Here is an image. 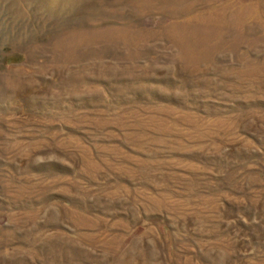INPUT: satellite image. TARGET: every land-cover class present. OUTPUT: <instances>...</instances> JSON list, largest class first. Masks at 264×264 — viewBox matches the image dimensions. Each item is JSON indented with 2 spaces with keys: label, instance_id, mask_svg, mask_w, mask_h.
I'll use <instances>...</instances> for the list:
<instances>
[{
  "label": "rangeland",
  "instance_id": "374dc122",
  "mask_svg": "<svg viewBox=\"0 0 264 264\" xmlns=\"http://www.w3.org/2000/svg\"><path fill=\"white\" fill-rule=\"evenodd\" d=\"M0 264H264V0H0Z\"/></svg>",
  "mask_w": 264,
  "mask_h": 264
}]
</instances>
